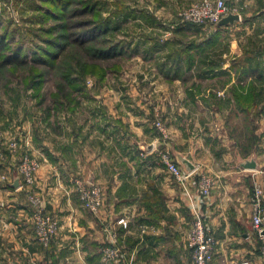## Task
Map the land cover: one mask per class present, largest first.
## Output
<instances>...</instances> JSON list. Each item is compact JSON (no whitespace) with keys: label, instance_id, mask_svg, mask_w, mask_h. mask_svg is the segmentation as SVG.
I'll return each mask as SVG.
<instances>
[{"label":"crops","instance_id":"obj_1","mask_svg":"<svg viewBox=\"0 0 264 264\" xmlns=\"http://www.w3.org/2000/svg\"><path fill=\"white\" fill-rule=\"evenodd\" d=\"M226 3L239 20L192 30L197 39L183 45L185 52L177 49L181 53L174 67L177 72L187 53L192 54L195 60L186 73L221 85L212 93L214 103L206 100L208 93L199 95L197 81L191 83L197 90L190 87L189 97L181 91L158 92L159 88L150 93L153 100H180L179 109L162 113L169 141L159 140L152 128V108H144L137 91L123 95L117 107L109 108L105 102L100 111L91 110L81 123L70 124L68 131L60 128L64 141L55 134L53 145L41 139L28 148L23 131L17 136L15 130L7 134L0 130V264H194L188 233L197 211L216 242L210 264H264L252 229L250 204L254 181L264 193V0ZM128 16L123 15V21ZM207 32L210 38H201ZM168 46L173 47L172 43ZM210 46L219 50L218 59H209ZM168 66L162 64L166 77L161 84H187L192 78L174 76L166 72ZM234 88L243 94L252 88L253 106L240 110L234 102ZM199 97L207 102L196 113L194 102ZM127 103L135 104V109ZM82 112L75 110L71 119L83 116ZM192 114L198 115L196 122L184 121ZM203 115L215 119L211 128ZM231 116H244L253 124L251 145L228 128ZM14 138L19 141L15 149L10 146ZM163 149L183 172L187 173L179 157L194 165L185 181L177 182L168 174L159 158L158 151ZM26 154L40 163L32 193L10 186L19 177L16 167ZM252 159L254 169L242 166ZM202 174L214 181L206 197L198 190ZM72 177L100 184L104 200L97 214L81 205L70 183ZM31 194L42 199L47 215L58 224L49 249L35 234ZM110 246L119 250L120 257L104 261L102 249Z\"/></svg>","mask_w":264,"mask_h":264},{"label":"rangeland","instance_id":"obj_2","mask_svg":"<svg viewBox=\"0 0 264 264\" xmlns=\"http://www.w3.org/2000/svg\"><path fill=\"white\" fill-rule=\"evenodd\" d=\"M199 1L0 0V39L4 41V45L0 49V60L11 56L14 51H18L19 57L26 61L25 64L0 67V130H4L2 132L5 134L15 130L17 136L21 135V131H23L29 139L31 148L33 142L37 143V140L41 139L53 145L55 134L61 135L62 142L64 141L65 132L61 134L60 128L62 131H68L67 128L70 124L81 123L85 115H90L91 110L100 111L105 107L103 106L105 102L110 104L109 108L117 107L119 99L123 95H131L137 91L141 96L140 101L145 104L144 108H152V128L156 131L159 140L161 138L162 142L169 141L168 130V139H163L158 129L155 128L154 122L159 118L167 129L164 122L166 117L164 118L162 113L175 108L179 109L181 107L180 100L171 98L153 100L150 93L159 88L158 92L163 89H165L163 92L168 93L181 91L186 93V97H189L187 91L194 88L197 90L195 86L191 85L192 82L197 81L199 95L208 93L206 100L208 99V102L213 104L212 93L221 89V85H215L213 80L206 81L198 78L195 80L193 76H189V73H186L188 72V62L186 61H184L183 67L175 72L176 68L174 67L177 66V61L180 59V50L177 49H183L185 52L186 46L184 48L183 45L195 37L192 30L201 27L209 28L182 23L178 18L180 12ZM87 9H92L93 12ZM123 15L130 16L123 21ZM105 18L110 19L109 27L106 26L105 32L94 30L91 33L90 29ZM89 20L91 21L90 26L87 24ZM63 35H69L71 40L72 37L81 41L86 40V43L104 39L107 41V45H117L122 54L101 63V66L107 71L102 80H99L97 74L88 73V68H83L82 75H78V78L74 76L73 88L61 86L62 79L58 69L61 65L59 64L57 67V60L54 62L52 56L56 53H59L58 57L64 54L70 38L63 39ZM208 36L209 32L201 38L209 39ZM195 38L197 39V37ZM170 43H172V48L168 46ZM58 44L64 46L61 51L57 49ZM97 44L100 45L99 41ZM210 49L211 51L208 50L209 59H218L219 50H213L214 46ZM67 59H70L69 55L62 59L63 66L67 65ZM36 60H46L48 63L32 65L31 62ZM69 63L74 65L73 61L69 60ZM165 63L169 64L165 68L166 72L169 71L168 73L171 72V74L174 72V76H184L183 78H188V80L189 77L192 78L187 84L181 82L172 86L161 84L163 78L166 77L163 71L164 67L162 68V64ZM81 66L80 64L74 68L78 71ZM197 72L198 67L195 66L193 74L195 75ZM63 93H67V95L63 96ZM190 98L187 99L190 100ZM206 100L204 101L207 102ZM204 101L201 97L197 102L191 101L195 104L196 113L203 111ZM127 106L133 110L136 107L133 103L130 105L127 103ZM77 109L83 110V116L71 119V114ZM58 114L61 116L59 117ZM197 116L187 115L184 117L187 120L184 121L192 122ZM203 117L207 123H210L208 127L211 128L215 119L208 115H203ZM219 118L216 121H220ZM230 126L235 135L243 138V143L251 145L249 138L251 136L249 135L253 124H250L246 117L231 116L228 128ZM164 151L166 150L158 152ZM144 154L147 153L144 152ZM29 157L40 164L36 158ZM73 178L75 177L70 180L71 185L75 180ZM80 178L82 177H78V179ZM20 183L19 177V185ZM34 185L35 182L32 189H34Z\"/></svg>","mask_w":264,"mask_h":264},{"label":"built area","instance_id":"obj_3","mask_svg":"<svg viewBox=\"0 0 264 264\" xmlns=\"http://www.w3.org/2000/svg\"><path fill=\"white\" fill-rule=\"evenodd\" d=\"M228 14H236L229 7L226 0H200L194 5L188 7L178 14L182 23L215 27L218 22ZM154 126L163 139H168L167 129L158 118ZM18 140L10 142V146L15 149ZM26 147H30L29 139L23 140ZM159 158L169 175L177 182L185 181L189 175L181 169V166L172 159L168 151L159 152ZM39 164L35 159H31L27 154L16 167V172L21 179L19 186L29 189L32 193V186L35 182V171ZM74 191L77 194L81 205L91 212L97 214L103 205V190L100 185L85 179H75L73 182ZM214 181L211 177L204 174L199 176L198 190L200 195L206 197L213 188ZM33 205V223L38 242L45 248L49 249L55 236L57 235L58 224L56 220L49 217L45 210V205L41 198L30 195ZM251 204V224L252 229L258 239L261 254L264 255V193L259 182L254 181L250 197ZM123 220H119L121 223ZM188 248L191 253L194 264H210L213 260L216 242L205 223L204 216L201 212H196L191 222L188 233ZM120 257L119 250L114 247H105L102 249V258L104 261H115ZM33 264V263H30Z\"/></svg>","mask_w":264,"mask_h":264},{"label":"trees","instance_id":"obj_4","mask_svg":"<svg viewBox=\"0 0 264 264\" xmlns=\"http://www.w3.org/2000/svg\"><path fill=\"white\" fill-rule=\"evenodd\" d=\"M87 10L90 12H93L92 9L91 10L87 9ZM87 22H88L87 24H89L90 26L91 21L89 20ZM108 23H110V19L105 18L103 21L97 22L98 25H95V27H92L90 29V32L92 33L94 30L96 32L98 30H100L101 32H105L106 26L109 25ZM93 36L96 37L97 35H93ZM68 38H70L69 35L68 36L63 35V39H68ZM97 41H99L100 45L97 44ZM97 41L86 43V40L81 41L78 38L72 37V40L71 38L68 40L69 44L68 42L66 44V50L63 52L64 54H62L60 57L57 56L59 53H56L54 56H52L53 57L52 59L54 62H56L57 60L56 66L58 67L59 64L61 65V67H58V69L60 70L59 73L62 79L61 86L73 88L75 84L73 78L74 76L78 78V75H82L81 73H84V71L82 70L83 68H88L87 70L88 73L97 74L99 77V80H102L104 78V76L106 75L105 73L107 71H105V69L101 66V63H104L103 61L116 58L117 56L120 55V53L122 54V52L115 44L107 45V41L104 39L103 40L100 39ZM207 44H209V42H207ZM3 45H4V41L0 39V49L3 47ZM63 48H64L63 45L58 44L57 46L58 50L61 51ZM73 50H76V51L72 52ZM186 52H188V49ZM180 53L181 52H179V55ZM48 55L50 56V54ZM68 55L70 59H67V65L63 66L64 62H62V59H64V57L65 58L68 57ZM69 60L73 61L74 65L69 63ZM186 61L189 64L188 69H190L194 61V56L192 54L187 53ZM202 61L204 62L205 60H202ZM25 62H26L25 59H21L19 57L18 51H14L11 56L5 57L4 59L0 60V67L10 66L13 64L17 65L20 63L25 64ZM31 63L32 65H37L38 63H48V61L36 60V61H32ZM80 64L82 66L77 71L74 68V66H77V65L79 66ZM76 72L77 74H75ZM251 89L252 88H249L245 94H243L241 91H238L236 88H234V90L232 91L234 102L237 105V107H239L240 110L244 111L247 107H251L255 103V99L251 95L252 93ZM64 95H67V93H63V96Z\"/></svg>","mask_w":264,"mask_h":264},{"label":"water","instance_id":"obj_5","mask_svg":"<svg viewBox=\"0 0 264 264\" xmlns=\"http://www.w3.org/2000/svg\"><path fill=\"white\" fill-rule=\"evenodd\" d=\"M239 20V15L237 14H228L227 16L223 17L219 22L218 24L216 25L217 26H224V25H231L233 24L234 22L238 21ZM179 163L185 167V170L187 173H190L194 170V165L192 163H190L186 158L184 157H179ZM242 166L244 168H250V169H254L256 167V164L254 162V160H246L242 163ZM12 188H17L19 187V177L14 179L13 183L10 185Z\"/></svg>","mask_w":264,"mask_h":264}]
</instances>
